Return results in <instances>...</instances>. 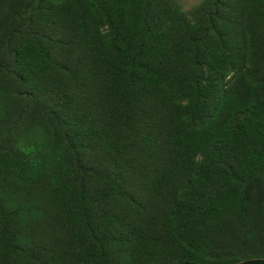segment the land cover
I'll list each match as a JSON object with an SVG mask.
<instances>
[{"label": "trees", "instance_id": "1", "mask_svg": "<svg viewBox=\"0 0 264 264\" xmlns=\"http://www.w3.org/2000/svg\"><path fill=\"white\" fill-rule=\"evenodd\" d=\"M0 264H264V0H0Z\"/></svg>", "mask_w": 264, "mask_h": 264}, {"label": "rangeland", "instance_id": "2", "mask_svg": "<svg viewBox=\"0 0 264 264\" xmlns=\"http://www.w3.org/2000/svg\"><path fill=\"white\" fill-rule=\"evenodd\" d=\"M197 0H184V4L187 8L193 5Z\"/></svg>", "mask_w": 264, "mask_h": 264}]
</instances>
